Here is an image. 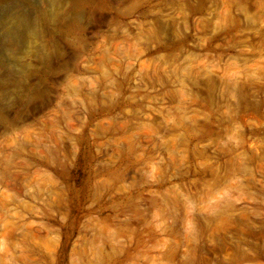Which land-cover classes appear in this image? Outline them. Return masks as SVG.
Masks as SVG:
<instances>
[{
  "label": "rangeland",
  "instance_id": "rangeland-1",
  "mask_svg": "<svg viewBox=\"0 0 264 264\" xmlns=\"http://www.w3.org/2000/svg\"><path fill=\"white\" fill-rule=\"evenodd\" d=\"M260 2L127 0L102 58L36 92L76 0H0V264H264Z\"/></svg>",
  "mask_w": 264,
  "mask_h": 264
},
{
  "label": "clouds",
  "instance_id": "clouds-1",
  "mask_svg": "<svg viewBox=\"0 0 264 264\" xmlns=\"http://www.w3.org/2000/svg\"><path fill=\"white\" fill-rule=\"evenodd\" d=\"M135 3L129 4L127 0H76L75 7L66 9L70 19L64 23L58 35H45L42 37L40 47L43 50L41 64L38 69L40 83L36 92L50 79L56 77L72 78L78 74L81 68L87 67L94 60L101 59V53L106 50L105 41L111 39L117 31L122 30L121 20L128 8L134 7ZM261 27H264V0L258 5ZM16 116L10 114L3 117L5 121L22 119L26 114V105L21 101L15 111ZM105 124L108 122L105 121ZM140 157H134L129 161L130 165L140 163ZM68 161V171H72L70 184L77 182L82 191L93 180L95 169L87 161L73 163ZM159 164V161H156ZM138 171L143 169L138 168ZM147 175V174H145ZM95 181L92 187L100 184ZM70 190H74L70 186ZM21 259H25L21 254Z\"/></svg>",
  "mask_w": 264,
  "mask_h": 264
},
{
  "label": "bare ground",
  "instance_id": "bare-ground-1",
  "mask_svg": "<svg viewBox=\"0 0 264 264\" xmlns=\"http://www.w3.org/2000/svg\"><path fill=\"white\" fill-rule=\"evenodd\" d=\"M13 21L14 19L11 15L1 20V26L4 30L5 40L10 45L16 44L19 36L17 27L20 26L17 21L16 23H14Z\"/></svg>",
  "mask_w": 264,
  "mask_h": 264
}]
</instances>
